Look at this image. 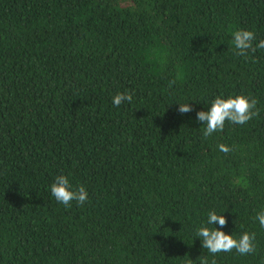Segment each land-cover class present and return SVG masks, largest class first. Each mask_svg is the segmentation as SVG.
Returning <instances> with one entry per match:
<instances>
[{
  "label": "trees",
  "instance_id": "obj_1",
  "mask_svg": "<svg viewBox=\"0 0 264 264\" xmlns=\"http://www.w3.org/2000/svg\"><path fill=\"white\" fill-rule=\"evenodd\" d=\"M241 29L264 40V0H0V264H264V49L237 55ZM237 95L260 115L204 137ZM201 226L256 251L213 256Z\"/></svg>",
  "mask_w": 264,
  "mask_h": 264
},
{
  "label": "clouds",
  "instance_id": "obj_2",
  "mask_svg": "<svg viewBox=\"0 0 264 264\" xmlns=\"http://www.w3.org/2000/svg\"><path fill=\"white\" fill-rule=\"evenodd\" d=\"M255 33L249 30H236L232 32V45L235 53L239 56L247 58L249 51L255 53L257 49H264V40H261L255 47H253V40ZM131 102V93H119L113 97V105L119 107L123 102ZM258 101L249 96L237 95L223 98L217 96L211 103L209 111H200L197 113V120L204 124L202 127L203 136H211L214 132H222L224 130L225 122L233 124L244 125L252 120L254 117L260 115L257 109ZM178 111L180 113H188L193 111L189 104H179ZM218 149L221 152L228 153L231 151L230 147L225 144H219ZM51 194L53 197L64 206H71L72 201H76L79 205H83L88 200V192L84 186H79L76 190H72V185L67 176L58 175L55 182L51 185ZM255 219L259 225L264 228V211L256 214ZM219 224L221 228L227 225V220L224 215H218L215 211L208 213L207 225ZM196 235L202 241L203 249L215 256L221 252H232L235 250L240 255H249L256 251L254 240L255 234L245 232L239 239L234 238L233 235H228L217 228H210L208 226H201L197 229ZM202 264H208V260L200 258ZM189 264H193L190 259ZM211 264H216L215 259Z\"/></svg>",
  "mask_w": 264,
  "mask_h": 264
}]
</instances>
